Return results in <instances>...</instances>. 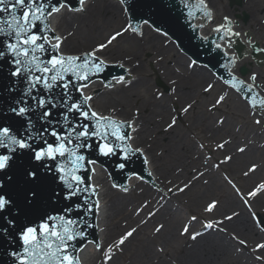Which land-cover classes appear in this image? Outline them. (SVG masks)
I'll list each match as a JSON object with an SVG mask.
<instances>
[{
	"label": "rangeland",
	"instance_id": "374dc122",
	"mask_svg": "<svg viewBox=\"0 0 264 264\" xmlns=\"http://www.w3.org/2000/svg\"><path fill=\"white\" fill-rule=\"evenodd\" d=\"M110 3L92 0L81 16L63 13V29L75 43L68 54L91 52L105 44L110 49L105 55L111 63L128 57L136 60L139 70L134 74L138 78L134 89L125 97L112 92L101 95L98 105L110 116L118 104H125L129 112L126 116H137L147 123L145 141L161 155L159 171L166 181L163 185L152 180L159 186L151 189L150 181L140 178L139 188L130 193L122 214L116 215L110 207L108 225L113 227L118 222L121 226L111 237L117 248L107 246L101 254L97 250L95 264H131L148 247L152 253L137 264H206L194 261L197 257L191 249L192 237L210 228L223 231L222 219L231 209L220 210L232 203L230 197L249 210L261 236L237 241L232 253L218 264H264V253L255 255L254 250L260 242L264 244V224L258 215L264 218V119L235 92L226 94L225 87L210 72L201 79L204 72L207 75V68L188 61L171 43V37L147 27V22L145 30L134 29V34L133 28L124 30L126 10L119 8L118 20L101 33L99 26L110 13L103 10ZM113 36L116 38L108 43ZM158 79L168 90L158 84ZM104 90L110 88L101 84L96 94ZM173 134L180 138L179 146L171 143ZM127 191V187H113L111 199L129 194ZM161 204H165L164 216L157 217ZM167 225L173 227L175 237L166 243L161 237ZM128 232L133 235L121 247L119 241Z\"/></svg>",
	"mask_w": 264,
	"mask_h": 264
},
{
	"label": "water",
	"instance_id": "95a60500",
	"mask_svg": "<svg viewBox=\"0 0 264 264\" xmlns=\"http://www.w3.org/2000/svg\"><path fill=\"white\" fill-rule=\"evenodd\" d=\"M44 2L49 10L53 6H60L61 3L72 8L80 6L79 0ZM13 5L15 0H7V3L0 5L5 9L0 12V29H3L0 31V52L4 53L0 56V130L9 131V136L3 138L6 146H0V156L9 157L7 166L0 169V196L11 202L0 210V264H22L24 259L33 264V257L25 252L23 233L28 228H35L39 234L45 223L50 228L56 226L59 230L62 224L67 225L69 221L73 222L74 232L80 234L68 242L69 252L73 257L79 258V251L85 244L93 243L97 247L98 201L97 190L91 182L92 163L103 165L107 181L120 189L126 186L125 183L131 173L150 181L151 189L159 185L150 180L152 173L147 170L142 153L130 145V139L117 140L110 134L111 129L106 128H99L101 135L80 136L77 139L85 125L90 133L98 129L96 118L91 116L93 111L89 107V99L85 103V98L90 97L92 91L84 95L81 87L97 79L107 85L112 78L121 76L126 78L125 68L117 63L103 61L97 70L93 64L102 60L96 56L89 61L87 68H77L76 65L83 63L89 52L65 54L54 48L55 42L49 39L50 35H54L50 15L47 13L34 22L35 26L30 27L29 33L43 37L37 43H44L45 51L32 52L29 49V56H18L8 48L9 44L17 43L19 39L14 33L9 35L12 32L9 25L18 30L15 21L22 16L24 8ZM119 6L120 10H126L124 30L133 28L134 34V29L139 30L143 23L148 22L147 27L162 31L161 33L171 37V43L179 46L188 61L193 60L206 65L264 115V98L230 72L226 60L231 56L226 55L222 49L213 47L207 38L200 35L195 20L209 14L202 2L119 0ZM24 47L28 46L23 44L19 46ZM59 56H79L81 59L67 72L60 66L45 72V67L51 69L49 61ZM33 57L38 58L35 63H32ZM17 60L21 63L17 64L15 62ZM18 69L20 74L15 75ZM84 72H89L88 79H79V75ZM52 75H57V80L51 88H47L43 78H50ZM36 77H41V82L37 83ZM48 82L51 83V80ZM158 84L168 90L160 79ZM238 99L252 109L240 96ZM77 104L81 105L79 111L75 107ZM20 108L26 111L20 114ZM84 111H89L87 119L81 115ZM102 117L124 122L125 127L120 129V134L125 137L130 134L126 120L112 116ZM105 131L109 132L107 139L103 138ZM53 132L56 136L52 135ZM69 133H72L70 144L67 140ZM58 136L64 138L63 142L69 152L65 156L58 155L55 159L36 160L35 152L43 151L49 145L55 147L61 143V140L57 139ZM13 140L26 142L29 147L21 149L12 142ZM106 143L113 147V152L108 155L102 151ZM73 151L75 155L71 154ZM78 156H83L84 159L77 161ZM28 173H35V177L29 176ZM72 176L80 177L83 183L77 185ZM69 183L72 184V188L68 187ZM74 190L76 195H71ZM258 215L264 224V218Z\"/></svg>",
	"mask_w": 264,
	"mask_h": 264
},
{
	"label": "bare ground",
	"instance_id": "6f19581e",
	"mask_svg": "<svg viewBox=\"0 0 264 264\" xmlns=\"http://www.w3.org/2000/svg\"><path fill=\"white\" fill-rule=\"evenodd\" d=\"M92 0H84L83 5L80 4L79 8H72L69 5L63 4L64 7H60V10L58 12H54L52 15H50V24L53 30L54 37L50 40L54 41L55 44L57 43L55 37H60V46L58 50L62 53L68 54L72 53L71 48L74 47L75 43L72 41L71 36L69 32L65 29H63V20L66 18L63 13L65 12H71L76 13V16H81L82 12L88 9L90 7V3ZM119 1L117 0H111V3L105 6L103 12L110 11L109 15L105 18L104 23H102L99 26L98 30H101V33H103L104 29H106L107 25L112 24L115 22L114 20H118L119 14ZM79 9V10H77ZM102 9V8H101ZM121 13V12H120ZM74 17V16H73ZM141 29L145 30V23H143L140 27ZM96 30V28H95ZM140 31V30H139ZM88 33V32H87ZM160 34H163L159 32ZM159 36V35H158ZM108 47L106 46L103 49H99L95 51V56L100 58L102 61L105 62H111V59L108 58L105 54L108 53ZM93 52V51H91ZM90 52V53H91ZM134 58L128 57L125 61H119L118 64L122 65L127 75L124 80L125 83H117V80L120 77L112 78L107 85H104L99 82L98 80H94L87 84V87H81L82 93L84 95L90 94L92 91L90 97L91 99L88 100L89 107L93 112H96L98 115H105L103 112L100 111L98 103L100 102L99 96H105L107 93L112 92L113 94L122 93V95L125 97L128 92H130L136 84L138 83V78L134 76V74L139 70V66L135 63ZM209 70L207 69V75L204 72L205 75L201 76V79L206 78L209 74ZM104 85L106 88H110V90H104L103 93L100 95L96 94V88L99 87V85ZM189 93V90H186L184 92V96L187 97ZM97 99V100H96ZM101 103V102H100ZM127 103V101H126ZM128 104V103H127ZM118 108H115L114 114H111L110 116L126 120V122L132 123V128H130V145L139 150L147 164V170L152 173L151 179L155 181H159L162 184L163 181H166L164 179V175L159 171V163L162 159L161 155L157 153L151 146H149L145 141V133L148 129L147 123L142 122L143 119L135 116V117H128L126 115H129L128 112V106L127 105H121L118 104ZM126 116V117H122ZM170 141L173 144H176V146H179L181 143L180 138L178 135L173 134V136L170 137ZM140 176L131 173L125 183V187L123 186V189L127 187V190L130 191L127 195H116L115 199H111V189L113 187L120 189L116 185L112 184L111 182L107 181L103 165L91 164V182L94 188L97 190V201H98V208H97V223H98V239H97V247L93 244H85L79 251V259L81 264H95V253L97 250H99L100 254L101 252L105 251L107 246L111 247L112 249L117 248L115 245V242L111 239L112 233L116 230H119L121 228L120 223H116L113 227L108 225V212L111 206H113V211L115 214H122V212L125 210L124 205L127 199L131 198L129 197L130 193L132 194L133 191L137 190L139 188V180ZM164 185V184H163ZM121 189V190H123ZM127 191V192H128ZM232 203L230 205H226L221 207V212L224 210L231 209V213L227 215V217H224L222 219L223 221V231H219L216 228H210L207 229L204 233L197 235L196 239H192L191 242V249L194 253H196V259L194 261L196 262H203L206 264L212 263V264H218L221 262V260L227 258L229 254L232 253V250L235 248V243L241 239L245 240V238L250 237H258L261 236L260 232L257 231V228L251 219V215L249 213V210L245 208L244 206L239 203L234 197L229 198ZM165 204H161L157 217H163L164 216V210H162L163 206ZM250 215V216H249ZM129 216V215H128ZM230 218V219H228ZM133 235V234H132ZM131 237V236H130ZM175 237V230L171 225H167L164 234H162V240L166 243ZM128 240L124 242V244L127 243ZM123 244V245H124ZM263 243L260 242L259 245ZM121 244V247H123ZM249 250V249H245ZM255 255L257 253H264V248L260 249H254ZM250 251V250H249ZM111 252V251H110ZM152 253V250L148 248L145 249L144 253L138 254L135 256V260H132L131 264H137L141 262L142 258L148 257ZM208 254V255H207ZM252 254V253H251ZM254 254V253H253ZM199 256V257H198ZM209 259L206 261L205 259ZM110 264V263H109Z\"/></svg>",
	"mask_w": 264,
	"mask_h": 264
},
{
	"label": "snow or ice",
	"instance_id": "6c2138e0",
	"mask_svg": "<svg viewBox=\"0 0 264 264\" xmlns=\"http://www.w3.org/2000/svg\"><path fill=\"white\" fill-rule=\"evenodd\" d=\"M80 4L83 5L84 0H79ZM7 3V0H0V5H3ZM15 5H20L24 8L22 16L15 21L16 28H13L12 25H9V28L12 29V32L9 33V35H12L14 33L15 37L19 38L17 43H12L8 45V48L13 53H16L18 56L27 57L29 56V49H31L32 52H43L45 51L44 43L38 44L37 41L43 39L39 34H29L30 33V27L35 26V21H38L41 19L42 16L47 13V15H52L54 12H58L60 10V7H64L63 3L60 4V6H53L51 10L48 9L47 4L44 2V0H15ZM13 5V7H15ZM5 9L3 7H0V12L4 11ZM79 10V9H77ZM0 31H3V29H0ZM219 31V29H217ZM226 33H230V29L225 30ZM121 33H116V36H119ZM235 35H239L238 33ZM116 36H113L109 39L108 43H111L112 40L116 38ZM57 43L53 45L54 48H59L60 46V37H55ZM45 43L47 41L45 40ZM27 45L28 47L19 48V46ZM107 45L101 44L99 45V49L105 48ZM220 45H217L219 47ZM19 49V50H18ZM97 49V50H99ZM95 51L91 53H87L85 56V60L83 63L76 65V61H79L81 58L79 56H59L56 59H53L49 61L51 64V69L45 67L44 71H50L57 68V66H60V68L67 72L70 67L73 65H76L77 68L85 69L88 67V63L90 60L95 59ZM259 51H264V49H261ZM4 53L0 52V56H3ZM37 57H33L32 63H35ZM17 64H20L21 61L17 60L15 61ZM68 65V67H65V65ZM103 64V61H100L99 63L93 64V67H95L97 70L100 69V65ZM39 66L37 65V68ZM15 75L20 74V70L18 69L15 73ZM89 76V72H84L82 75H79V79L87 80ZM63 79V77H60ZM41 77H36V82H41ZM51 80V83L48 82V80ZM253 80H255V77H252ZM45 86L47 88H51L53 86V83L57 80V75H52L50 78H43ZM124 77H120L117 80V83H125ZM243 83V82H240ZM66 86V85H65ZM83 87H87V85H84ZM88 99H91V97L85 98V103ZM76 110L79 111L81 105L77 104ZM26 111L24 108L19 109V113L23 114ZM47 115V113H45ZM81 115L87 119L89 117V111L81 112ZM91 116L96 118V122L98 125V129L95 132L90 133L88 131L87 126H84V130L80 132L77 135V139H79L80 136L87 137L89 135H101V132L99 131V128H106L111 129V135L114 136L117 140L124 141L125 139H131L130 134L125 137L124 135L120 134V129L125 127L124 122H118L115 120H112L109 117H102L97 116L96 112H91ZM175 121H173L174 123ZM172 125L170 124L169 127ZM127 127L132 128V123L127 122ZM53 136H56V133H52ZM71 135L72 133L68 134L67 140L68 143H71ZM109 135L108 131H105L103 133V138L107 139ZM9 136L8 129L0 130V146H6L5 141L3 138ZM58 140H61V143H59L57 146L53 147L51 145L47 146V148L43 151H37L35 152V159L36 160H42L44 158L49 159H55L56 156H65L66 153L69 152V149L65 146V143L63 142L62 137H57ZM14 144L18 145L19 148L24 149L28 148L29 145L26 142H21L18 140L12 141ZM13 151L15 149H12ZM103 154L108 155L113 152V147L106 143L103 146ZM72 155H75V152L73 151L71 153ZM84 158L83 156L76 157L77 161H82ZM9 157L8 156H0V169H4L7 166ZM29 176L35 177V173H28ZM67 179V178H66ZM72 179L76 182L77 185L82 184L83 181L78 176H72ZM69 188H72V184H68ZM81 191H87V189H81ZM253 193L252 195H254ZM71 195H76V191H72ZM11 202L9 200H6L4 196H0V210H3L8 204ZM211 205L209 206V210H211ZM230 219V218H228ZM72 221H69L67 225H61L59 230H57L56 226H52L51 228L45 223L39 234H37V230L35 228H28L22 236L23 242L26 245L25 252L28 256L33 257V264H79V258L73 257L71 253L69 252V241H72L76 238V236L80 235L78 232H74V229L72 228ZM207 227H211V225H208ZM185 231H188L187 227L185 228ZM132 232H128L125 237H122L119 241V244H123L125 242V239L127 237L131 236ZM196 235H199L197 233ZM193 239H196V236L194 235L192 237ZM243 243V241H241ZM258 248H264V244L257 245ZM31 249V251H30ZM22 264H29L27 259L22 260Z\"/></svg>",
	"mask_w": 264,
	"mask_h": 264
},
{
	"label": "flooded vegetation",
	"instance_id": "af4514ba",
	"mask_svg": "<svg viewBox=\"0 0 264 264\" xmlns=\"http://www.w3.org/2000/svg\"><path fill=\"white\" fill-rule=\"evenodd\" d=\"M200 1L209 11L208 16L197 20L201 31L213 47L232 55L226 60L231 73L264 98V51H259L264 49V0ZM226 29H230L231 34L226 33ZM237 33L239 35H235ZM207 69L214 80L225 87L226 94L233 91L242 98L234 87ZM221 96L225 98L224 94ZM252 110L258 111L253 107Z\"/></svg>",
	"mask_w": 264,
	"mask_h": 264
}]
</instances>
